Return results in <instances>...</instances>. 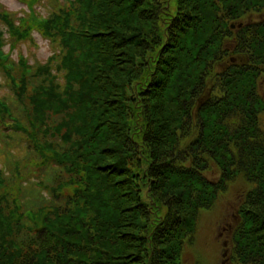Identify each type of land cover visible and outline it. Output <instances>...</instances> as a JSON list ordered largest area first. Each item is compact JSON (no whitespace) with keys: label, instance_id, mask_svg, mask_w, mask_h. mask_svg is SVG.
Returning <instances> with one entry per match:
<instances>
[{"label":"trees","instance_id":"16d2710c","mask_svg":"<svg viewBox=\"0 0 264 264\" xmlns=\"http://www.w3.org/2000/svg\"><path fill=\"white\" fill-rule=\"evenodd\" d=\"M21 1L0 6V50L36 31L55 46L0 57V264H181L238 174L236 260L264 264V20L236 24L264 0Z\"/></svg>","mask_w":264,"mask_h":264},{"label":"rangeland","instance_id":"374dc122","mask_svg":"<svg viewBox=\"0 0 264 264\" xmlns=\"http://www.w3.org/2000/svg\"><path fill=\"white\" fill-rule=\"evenodd\" d=\"M64 1L60 0V3L63 4ZM0 6L6 7L7 11L10 12L27 8L21 0H0ZM35 6L38 10L41 9L43 15H47L49 11L55 8L52 0L37 1ZM263 20L264 10L252 11L242 16V20L236 24L239 25L242 22H263ZM2 28L3 25L0 23V29ZM9 42L3 50L5 52L12 50L13 54H11V57L13 59L17 60L18 53L21 51L31 63L37 65L49 60L48 58L52 55L53 47L55 46L50 38H45L39 31L33 32L30 40L20 42L19 47L16 49H12ZM234 44V41L230 43L229 47L231 50ZM232 55L235 56L236 62L244 63L248 60L246 55L242 56L233 53ZM226 63H229L228 60H226ZM4 81L5 76L0 72V95L7 96L4 94L7 92V86ZM258 83V92L264 101V73L260 76ZM261 125L264 127V112L261 114ZM2 140L0 139V142ZM2 148L4 152L2 151L1 156L3 157L0 156V158H3L6 163L4 164L0 159V165L8 170L11 160L10 153L13 154V152H9V148L1 144L0 149ZM31 169V175H34H32V179H39V175L41 176L44 173V169L37 171L34 170L36 169L34 167ZM204 175L212 182L218 181L221 171L217 163L211 161L210 167L205 170ZM54 183H57L56 178ZM252 187L253 184L243 174H238L233 180L227 182L224 190H219L217 199L214 201L215 204L199 212L197 230L192 235L193 239L186 241L181 256V264H239L235 256L233 234L241 220L240 213H238L239 208L244 203L246 194Z\"/></svg>","mask_w":264,"mask_h":264}]
</instances>
